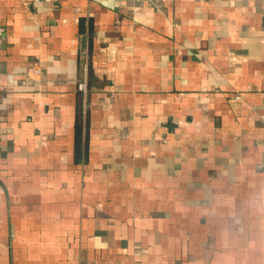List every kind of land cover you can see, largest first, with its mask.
<instances>
[{"label": "crops", "instance_id": "obj_1", "mask_svg": "<svg viewBox=\"0 0 264 264\" xmlns=\"http://www.w3.org/2000/svg\"><path fill=\"white\" fill-rule=\"evenodd\" d=\"M0 264H264V0H0Z\"/></svg>", "mask_w": 264, "mask_h": 264}, {"label": "built area", "instance_id": "obj_2", "mask_svg": "<svg viewBox=\"0 0 264 264\" xmlns=\"http://www.w3.org/2000/svg\"><path fill=\"white\" fill-rule=\"evenodd\" d=\"M42 72L41 62H35L25 74L28 80H36ZM78 90L86 97L88 93V83L86 78L78 82Z\"/></svg>", "mask_w": 264, "mask_h": 264}]
</instances>
